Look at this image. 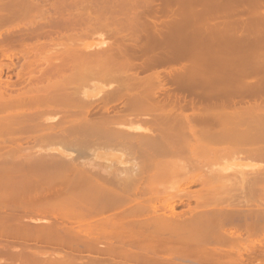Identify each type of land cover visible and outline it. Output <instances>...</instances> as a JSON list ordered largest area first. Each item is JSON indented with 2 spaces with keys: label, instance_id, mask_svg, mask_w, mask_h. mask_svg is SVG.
Returning a JSON list of instances; mask_svg holds the SVG:
<instances>
[{
  "label": "rangeland",
  "instance_id": "374dc122",
  "mask_svg": "<svg viewBox=\"0 0 264 264\" xmlns=\"http://www.w3.org/2000/svg\"><path fill=\"white\" fill-rule=\"evenodd\" d=\"M43 1L48 3L47 6L49 14L37 13L26 17V19H24L25 17L23 16H3L4 18L0 16V101L2 102L4 100L2 103L0 102V264H63L66 262L65 259H80L86 260L87 262L95 260L93 263L87 264H122L123 262H125L123 264H148L147 262L145 263L142 261L138 263V261L135 260V257L132 258L131 256H127L128 253L126 251L129 252V249H124V251L126 250V254L125 252L117 251L123 250L119 248H125V246L130 245L127 248L135 247L134 251L140 252L145 249L144 247L148 248V246H150L147 245L140 248L141 245L144 244L139 243V247H136L133 244L135 241L133 242L131 240L133 243H129V238L127 241L124 240V238L127 239V235H125L127 232L124 233V231H130L131 229H134L140 233L143 232L142 234H147L150 232V234H147V236H151L152 234L153 236L151 237L156 238L157 241H155V239H151L153 241H150V238H146V240L150 242H158L161 245H170L173 242H179V244H183L184 242L180 241L185 239H181V237L184 236L181 235V237H178L180 239V241H178L175 238H177L179 233L172 234V232H178L179 230L188 228H203L204 226L209 227L208 229H210L211 226L215 228L213 226L214 222H216L215 225H221V223L224 222V216L222 219L223 222L218 221V223H220L217 224V220L221 218L219 217L220 215L215 217L214 215L212 216L210 214H206L211 213L214 209L210 210L209 208L205 210L201 208H190V206L193 207L200 203H197L196 199L200 196H203V193L205 194V179L210 176L208 183L210 184L213 191L209 194L212 196L213 200L211 201L214 203L218 202V198L223 200V204L220 203L222 206L226 202L233 203L231 202V199H234L232 200L234 201V204L237 203L239 199V202H241L243 195L240 194L242 197H239V193L236 191H238L237 188H239V183L242 180L238 175L235 174L234 170L236 171V169H240L241 166L256 167V165L264 163V152L258 155L255 153H241L238 151L237 153H232L229 156L227 155L229 154L228 152L224 154L225 156L222 155L219 157L216 155L215 159L217 160L213 159L210 160L212 161L210 162L209 160H197L195 156L192 158L189 150L203 148L209 149V147L219 150H231V148L239 150H255L264 148V120L258 118L261 116L260 113L252 115L253 119L245 121L246 125L243 123V121L240 122V125L236 120V122L233 121L235 119L234 115H236V113L234 114V111L237 109V106L239 107L240 105H245L248 103V101L251 102L252 98L246 96L231 98L230 93L228 92V89L231 86L228 84V81L230 79L235 80L237 78L238 72L235 70L237 73H232L233 69H235L234 64L236 61H238L237 58L239 59L238 62H244L243 66H246L245 61H243L245 58H243V53L246 50H252L255 48L253 47V36L257 30L261 29L262 25L260 24V21L262 18H264V10H260V12L263 13L262 15L261 13L251 16L241 15V17H237L239 15H236V18L240 19L246 18L249 20H257L259 24H256V26L247 31H235V33L230 32L227 34L228 37H226L227 35H221V38L219 37L220 40L218 37H215L217 34L214 32H211L213 36L205 35L210 33L207 31L201 32L202 30H197L189 26L188 27L192 29L193 32L197 30L200 31L201 34L197 33V31L190 33L192 31H188V28L184 29V31L183 28L186 26L179 29L183 30L184 32L181 31L180 33V31L177 30L179 32L177 33L175 30L177 34L173 29H171V31L176 34H173L171 38L169 37L170 34H167L169 29H166L167 31H165V29H159L161 31L160 34L156 33L159 30L154 31V29H152V31L156 33L154 34V32H152L151 34H153V36H149V33L147 32L148 36L152 38V40H150L151 46H153L152 48L155 50H176L175 52L172 51L173 53L182 50V52H184L185 55L189 57H184V59L181 58L173 62L169 61L168 63L163 62L157 65L154 64L151 67L148 66L149 68L145 67L147 69L139 67L142 68L140 70L137 66L136 71H138V73H135L136 71H134V69L128 70L127 72L130 74L133 73L132 75H134V77L136 74H138L137 77H135L138 78V76H148L149 72L153 74V71H159L158 73L165 74L167 72H173V70H176L177 68L181 69L184 66H196L198 67L197 69H199L198 72L203 74L200 75L196 71L197 74L195 73L191 76L192 78H189L191 83L187 81L188 79H185L183 82H188L189 86L187 87H189V89H192L190 88V84L197 83V87L194 85V91L195 88L200 89V96L198 95L199 93L197 91L196 94L193 91L188 92V88L186 90L184 88L186 86L183 84H178L180 86L182 85L179 87L176 83H180L182 81H175L173 79L176 84L175 87V84L171 80V76H168L171 79H168V77L166 78L167 83H165V86L170 87V89H165H167L169 93H171L170 90L175 91V88H181L180 93L184 91V93L182 92L183 94L173 91L175 94L177 93L180 95L178 98L177 96L179 95H175V101L173 97L161 95L166 94V90L163 91L165 93H162V90H160L161 93L159 92V96L157 95L155 100L160 98L161 102L163 99H165L167 100V104L165 106H158L156 109L157 111H154L153 105L148 106L143 104V106H141L142 104H140V106L134 107L135 109L133 107H127L124 104H121L125 99L124 97L122 99H117L118 101L113 100L114 102L112 101L110 103L112 109L109 108L108 114L110 116L112 114L114 117L108 119L109 116H107L105 119L102 117L106 116L105 113L108 111L102 112V107L105 104L109 105V103L104 100L103 97L96 95H103V93L107 92V88L105 89L106 86L109 90H111L112 88H110V86L114 88L124 84L123 82L120 83L121 79H119V76H114L117 75V72L120 71V69L121 73L118 74L122 76V79L123 77L127 76L126 74H128L124 73L125 75H122L123 69L120 68L119 65L116 66V63L118 64L119 62H115V64L111 63L112 61H118V53H108L107 51L112 52V50L108 49L105 51L108 55H113L111 56L112 59L105 57L107 55L105 51L102 55L103 57H101L104 58L103 60L105 61H110V63L115 66L114 69L118 67V70L115 69L116 71H113L111 68L112 72L115 73L110 71L108 72V68L107 71H104L105 69L102 67L103 64L100 62H98V64L100 63V67L103 68L104 72L99 70L101 68H94L98 65L96 66L91 63L89 66L92 65V68H94L93 70H91V67L88 69L86 67L88 65L86 64V66L82 68L83 70L81 67H77L78 71H80L78 72L76 70L77 68L72 66L73 64L71 62L70 65H68L69 63L66 64L68 66L65 64L60 66L61 57L58 53H60L59 51L62 49V46H65V42L67 43V41H63L64 44L62 45L60 40L65 34H82L84 35V38L81 37V39L79 38L76 42L79 44L87 43L90 44V46L94 45L95 43V45L92 47L88 45L87 48L90 50L91 48L92 50H99L104 46L111 47L110 49L114 50H121L124 48L122 46L127 45L126 42L122 43L124 45L119 43L121 47L116 46L118 43L116 44L115 42L111 44L110 42L114 40H118V42H120L119 39L111 40L110 32L112 33L113 37H115V33L112 32V29L109 30L110 32H106V34L109 33L108 36L101 35L106 29H97L102 33L97 34L95 31L97 35L94 34L95 32H92L93 34H87L86 37V34L84 33L91 32L86 30H91L95 25V22H92V17L90 20L88 19L89 16H86L85 21H82L81 23L62 25L58 15H53L54 11L49 6L51 0H42V2ZM152 1L155 3L158 2L157 4L161 2V0ZM175 1L178 2L179 0ZM180 1L186 2L184 3L186 5L189 3L188 6H190L192 3L195 6V4L202 2V0ZM209 1L214 0L207 1L208 7L212 3H208ZM203 2H205V0ZM197 5L196 7L191 5L192 7H189V10L185 9V6L181 7L182 10L186 11H182L183 13L180 15L184 18L185 16L183 15L186 14L187 16L184 18L185 20H201L200 18H202L203 15H201L202 12L199 14V10L202 8H200V6L197 7ZM176 8L177 7L174 9ZM67 10H75V6L68 8ZM179 10L181 11V9ZM198 14L201 16L198 17ZM203 14L205 13L203 12ZM121 15L123 14H120L118 17L121 18ZM126 15L128 14L126 13L123 15L124 18L119 19L122 21V23H124V26H121L123 28H119V33L123 32L124 34H129L126 30L128 28L133 29V26L130 27L127 25H132L130 24L131 22L133 25L135 24L133 21L129 20L128 17L130 16ZM160 15L158 16L161 18L155 16V19L157 17V22H159L158 19L162 21V19L165 17L164 15ZM196 15L198 17L197 19L191 18ZM108 16L109 15H107V17ZM231 16L230 18L233 17ZM128 21H130V23ZM116 23V26L111 24L110 28H115L117 26L119 27V24H121L119 21ZM134 26L135 30L140 29V31L135 33L142 32L141 39L144 40V35L147 37V33L144 31L148 29L140 28L136 25ZM177 27L173 28L176 29ZM115 29L118 30V28ZM162 30H164V32ZM171 31L170 33H172ZM191 34H193V36H191ZM119 36L123 35H118L117 37ZM129 36L126 35L123 37H127V39L129 37L127 41L132 43L131 40H134L131 39V36L133 37L132 32L129 34ZM174 36L177 37L172 39ZM136 37H139V35ZM147 38H145V41H149ZM51 39L53 42H51ZM99 39H102L104 43L100 42L102 40L97 41ZM107 39L108 41H106ZM223 39L224 41L226 40V44L224 43L222 45L223 42L221 41H223ZM139 40L140 39H138V41ZM105 41L108 43V46ZM214 41H217V43L220 42L219 46L221 44L222 46L220 47L222 48L217 46L218 44L215 45ZM143 42L140 44L138 42L137 45H135V43H137L135 42L132 45H135L134 47L139 45L140 47L141 44H144ZM95 46H97L96 48L99 49H96ZM148 46L151 47L150 45ZM137 49L139 48L137 47ZM90 50L86 51L89 53ZM53 52H56L57 54L54 55ZM239 53L243 54H240L242 58H240L241 56L239 57ZM114 56H116L117 59L115 58L114 60ZM192 58L194 60H192ZM240 59L243 60L241 61ZM219 63H221L220 67ZM223 63L227 67L225 70L224 68L226 67L223 65ZM217 64L219 67L218 71L221 73L215 71L218 68L216 67ZM58 65L60 68H58ZM64 65L67 67V69L66 67H63ZM83 65L84 64L80 66ZM241 66L242 65L237 64L236 62V67ZM53 67H57L58 69L55 71L52 69ZM108 67L110 66L108 65ZM204 67H206L208 71L206 70L203 72V69L202 71L200 70V68ZM209 67H216V69L212 71L213 68L211 70ZM241 68H237V70L241 71ZM69 69H72L74 72H76L72 73ZM176 72L177 71H175V73ZM208 72L212 73L214 76L217 74V77H210ZM95 73L102 74L97 76ZM233 74L236 77L234 76L232 79L230 78V75L233 76ZM203 75L204 77H201ZM220 75H222L221 79L219 78ZM223 76H225V79ZM116 77L118 78L115 79ZM61 78L66 80H62ZM125 79L123 80L126 83L127 80ZM198 79H201V82ZM203 79H205L204 81L209 82H204ZM196 80L199 82H196ZM222 80L227 83L225 84L224 82L223 84ZM234 80L231 82V84L234 83ZM227 84L229 86L228 89ZM207 85L209 87L212 85V87H210L212 89H209ZM173 87L175 88L171 89ZM203 89L204 91H212L213 95L211 96L212 93L208 92L211 96L209 98V94L207 95L206 92L203 93ZM216 90L217 94L214 95V91ZM219 91H221V93L218 94ZM202 93L203 97H201ZM106 94L107 93H105V95ZM217 95L224 96L225 98L221 99V97ZM94 96L96 99L93 98ZM204 96L209 99L205 98ZM216 96L218 99H214ZM70 98L74 99L72 100L74 105L78 104V106L76 105L77 107L83 106L84 109L81 107V112H78L76 110V106L72 105L73 107H71L66 105V102L71 103L69 100ZM255 98L259 101L264 100V97L257 96ZM254 99H252V101H254ZM11 100H15L14 102L20 101L19 104H17L20 106L15 104L12 105V107L9 106V101ZM21 100L27 102H24V105L22 106ZM29 100H34L36 104ZM53 100L57 101L54 102ZM127 100H129L128 97ZM6 101L8 103H5ZM221 101H224V103ZM28 102H32L31 105L28 104ZM53 103L54 105L57 104L58 107L62 106L60 108L61 110H59L57 106H54ZM144 106L146 110H149L147 113L145 112L146 110H144ZM149 107H151V109ZM66 108H69L71 113H67L68 110H66ZM114 108L120 109L118 111H122V116L126 117L121 118L122 120L119 119V112H117ZM159 108L165 112H158ZM32 109L36 110L34 111ZM133 109V113H127ZM23 110L26 111V113H24ZM43 110H49V112H44ZM51 110L52 112L55 110L56 111L55 113H52L50 112ZM62 110L64 113H59L62 112ZM72 110H74L73 113ZM22 111L23 113H21ZM37 111L39 113H37ZM110 111H116L117 113L115 115ZM101 112L105 115H103ZM100 115L101 117L99 119L101 120L98 119V116ZM115 116L118 117L117 120L121 121H113L115 120ZM262 116H264V113ZM85 117H87L88 120L90 119L89 122ZM132 117L136 122L139 123L138 125L137 123H133L132 126L129 124L131 122H135L133 119L130 120ZM198 118H203L204 121L196 120ZM125 119L129 122L125 123ZM137 119L139 121H137ZM234 123L238 124L239 126H235ZM241 123H243V130H241ZM220 124L223 125L220 127L215 126ZM250 124L252 128L251 126L249 127ZM127 125L130 126L129 128L132 127L131 130L123 128ZM146 125L148 127H146ZM233 125L235 128L238 126L240 131H238V128H236V130ZM253 127H255L256 130H254ZM137 128L140 130H137ZM133 129L136 130L133 131ZM125 131H131L133 133L135 132V134H138L139 132H141V134L147 133L146 135H148L149 141L145 140V142H147L144 144L124 145V141H127L123 139L124 134L121 135V133H127ZM132 141L135 142V140ZM129 142L132 143L131 141ZM149 149H155L159 151H147ZM229 169L234 173H231ZM190 179L192 181H189ZM221 183H224L226 187L224 184L220 185ZM233 195L234 197L238 196V199L234 198ZM169 197H174L169 203H174L178 216L181 218L182 216L188 217L189 215L190 218H186L188 220L190 219L189 222L186 220L179 224L172 223L173 225H170L169 223L162 222L161 219H159L161 217L156 216L157 214L162 215L163 217L164 215L165 217L169 215L167 214L169 210H167V207L162 206V200H160L167 198L169 199ZM247 197L249 199L247 198L248 200L245 201V197H243V201L251 203V208L257 207V204L264 205V193H254L251 194L250 197L247 195ZM221 199L220 202H222ZM229 199L230 201L228 202ZM224 200H226V202ZM244 202H241V204L239 203V205L244 204ZM154 203L161 205L159 209L155 210L145 207L146 204L152 205ZM218 203H216V205ZM248 205L250 206V204ZM242 207L240 208L242 209ZM244 208L245 207H243L242 210H245ZM162 212H165L166 214ZM214 213L215 212L213 211L212 214ZM233 220L234 222H230L231 225L228 223L229 221H225V224L223 223L225 225L224 229L227 227L226 230H238L240 225L237 226V224L239 222L242 224L246 219L241 216ZM247 220L248 222L249 220L252 222L254 221L255 223L252 225H255L256 221L257 223L262 224L263 221L264 225L263 215L259 216L258 214L256 217L251 216V219L247 218ZM235 222L237 224H235ZM244 224L245 223H243V225ZM224 225H221V228ZM234 225H236V227ZM252 225H248L249 228L253 227ZM248 226L247 229H249ZM98 227H100V229ZM93 228H97L99 231ZM45 229L50 230L48 231ZM252 229L253 228H251V230ZM102 230L104 232H102ZM22 231H24L26 236L28 232H32V235L29 234L28 237L24 238L25 235L20 234H23ZM9 232H12L13 234L7 235ZM121 232L126 237H124ZM17 233H19V235H14ZM247 233L242 232L244 237H247L251 234ZM256 233V236H258V232ZM35 234L38 235L36 236ZM42 234L48 235V238H45L46 236ZM117 234L122 235L124 240L123 244V240L121 241V239L118 237L119 235ZM185 234L189 235V233ZM253 236L255 237V235H252L251 238H247L249 240L248 242H252ZM259 236L253 239V241L257 240L258 238L260 239ZM261 236L262 243H256V247L253 251L250 249L244 251V256H247L249 259H243L239 264H241L243 261H245L244 263L246 264H248L247 262H249V264H264V233H261ZM169 237H172V239L174 238L175 240L168 241ZM189 237L185 239L187 243V239L190 240L189 242H192L191 240H193L194 243L200 241L198 239L194 241L195 239L193 236L190 238ZM198 238L200 239V236H198ZM86 241H88L87 243L90 244V247H87L89 245L86 244ZM154 244L156 243H153L150 246V248H153L151 249L153 251ZM176 244L179 245L178 243ZM188 244L190 245V243ZM99 245L103 247H100ZM104 246L106 248H104ZM136 248H140V250H136ZM147 250H143L142 253L146 254ZM155 250L158 249L155 248ZM160 251H162V247L159 252L155 251V255L151 256L150 259H159L160 261L176 260L187 264L193 263L192 261L195 262L199 260L193 256H170L167 254V252ZM252 254H254V256H250ZM59 259L63 260V263L58 262ZM130 259L132 261H130ZM118 260L121 262H118ZM26 261L29 262L26 263ZM100 261L102 262L99 263Z\"/></svg>",
  "mask_w": 264,
  "mask_h": 264
},
{
  "label": "bare ground",
  "instance_id": "6f19581e",
  "mask_svg": "<svg viewBox=\"0 0 264 264\" xmlns=\"http://www.w3.org/2000/svg\"><path fill=\"white\" fill-rule=\"evenodd\" d=\"M174 1H172V0H161V2L159 4H157L158 2L155 3L152 0H51L49 6L54 11L53 12V15H58V17H59L62 25H67V24H72V23H81L82 21H85L86 16H89L88 19L91 20V17H92L93 18L92 19V22L94 21L96 26L94 24H92V25L95 26V28H94V26L92 28L93 31H92V29L91 30L90 29L89 30L88 29L86 30V31H91L90 33L89 32L88 33H86V32L84 33V34H86V37H87V34H93L92 32H95V31L97 32V34L102 33V32L99 31L101 29L102 30L103 29H106L107 30V31L105 30V32L102 33L101 35H104V36L107 35L108 36L109 33L106 34V32H110L109 30L112 29L113 30L112 32L115 33V35H114L115 37H113L112 33L110 32V35H111L110 38H111V40L119 39L120 42H118V40L117 41L114 40V41H111V42L109 41V42L111 44L114 43V42L116 44L118 43L116 46H120L119 43L122 44V43H125L126 42V44H127L125 46H122L124 48L121 49V50L110 49L111 47H106V46H104L105 44L103 45L104 46L103 48L101 47V49L96 48L97 46H95V48L96 49H99V50H92V48L90 50L89 48H87L88 45L90 46V44L81 43L82 44L81 45V44H79V43L76 42V41H78L79 38L80 39H81V37L84 38V35H82V34L81 35L80 34L79 35L65 34L63 37H61V40L60 41L62 42V45L64 44L63 41H67V43L65 42V46H62V49L61 50L58 49V50H60L59 51L60 53H58V54H60V57H61V64H60V66L63 65V64L66 65L68 63H69L68 65H70V62H71L73 64L72 66H75L76 68L77 67H81V69L83 67H85L86 64H87L88 66H86V67L89 69V67H91V68L93 67L92 65L89 66V64L91 63V64H94L96 66L98 65L97 67H94V68H101V69H99L100 71H103V68L102 67H104V69H105L104 71H107L109 69L108 72L109 71L112 72L111 68L113 69V71L118 70V67L115 68L116 70L114 69L115 66H113V64H115V62H119L118 64L116 63V66L119 65V67L123 69V71H122L123 74L122 75H125L126 73H128L127 72L128 70H131V69L133 70L134 69V71H136L137 66H138V68L139 67H142L144 69H147V68H149L148 66L151 67L154 64L157 65V64L163 63V62L164 63L165 62L168 63L169 61L173 62V61L179 60L181 58L184 59V57H189V56L185 55V53L182 52V50L181 51L179 50L180 52L178 51L176 53H173L176 50H172V49L166 50L165 49L164 51L163 50L162 51H159L157 49L155 50L154 48H152L153 46H151V41H150V40H152V38L149 37V36H153V34H151V33L154 32V31H156V30L158 31L159 29H165V31H167L169 29L167 31V34H170L169 37L171 38V36H173V34L176 35L177 33H179L177 30H179V29L183 28L184 26H186V27L183 28V30L186 29V28H188V31L189 30L192 31L190 33H194L197 30H202L201 32L207 31V32L210 33V34H205V35H212L211 32H214L215 34H217V36H215V34L213 33L214 36L215 37H218V39H219V37L221 35L226 36L230 32H232V33L234 32L235 33V31L236 32H238V31L239 32L240 31H247V30L251 29L252 27L256 26V24H259V22L257 20H249V19H246V18H241L240 19V18H236V15H239L237 17H241V15H248V16L257 15V14H260V13L262 15L263 13L260 12V10L261 11L264 10V0H214V1H209L208 2V3L212 2L211 5H209V7L207 6L208 5L207 4V1L208 0L207 1L205 0V2H203L204 0H202L201 3L199 2L200 4L197 3L199 5L195 4V6H194L193 3L190 4V6H188L189 3H187L188 5H186V4H184L186 2H183V1H180V0L178 2H176V1L174 2ZM47 5H48V3H45L44 1L42 2V0H0V16L2 18H4L3 16H5V17L6 16L7 17L8 16H18V17H22L23 16V17H25L24 19H26V17H29V16H31L33 14H37V13L49 14V10H48V6ZM191 5L194 6V7H196V5H197V7L200 6V8H202V9L199 8L200 10H203V11H200L199 10V14H201V12H202L201 15H203L202 18H200L201 20L197 19L198 17L201 16L199 14H198V17H197V15L194 16V17H191V18H196L197 19V20H193V21L192 20H189V19L188 20H185L184 18L187 16L186 14L183 15V16H185L184 18L181 16L182 13L186 11V10H182L181 7L185 6L186 7L185 9H188L189 7H192ZM73 6H75V10H67L68 8H71ZM175 7H177L178 8V11L181 12V13H179L177 11V8L174 9ZM179 9H181V11ZM203 12L205 14H203ZM126 13L128 14L126 16H130V17H128L129 20H131V21H133L135 23L134 25H136L137 27H140V28H146V29H148V30H145L144 32H146V33L148 32L149 33V36H148V33L147 34L144 33V34H146V36L149 37V38L145 37V35H144V38H143L144 40H142L141 39V33L142 32L135 33V32L140 31V29L139 30H137V29L135 30V26L133 25L132 22L130 23V21H128V22L130 24H132V25H127V26H130V27L133 26V29L134 30L128 28L126 31L129 34H131V32H132L133 37H135V38H133L131 36V39H134L133 41L130 39L132 43H130V42L127 41L129 39V37H130L129 34H126V33L124 34L123 32L119 33L120 32L119 31V28H123L121 26H124L123 25L124 23H122V21H120L119 19L124 18L123 15H125ZM120 14H123V15H121L122 17L120 16L121 18L118 17ZM160 14L161 15H164L165 17L162 19V21H160L158 19L159 22H157L156 21L157 17L158 18H161V17L158 16ZM107 15H109V16L107 17ZM155 16H157L156 19H155ZM230 16L232 18H230ZM131 17H133V18H131ZM118 21H119V23H121V24H119V27L118 26L115 27V28H118V30L115 29L114 27H111L110 28V25L111 24H114V26H116L115 24H117L116 22H118ZM125 24H127V23H125ZM176 24L178 25V27H177ZM260 24L262 25L261 26V29L260 30H257V32L255 33V35L253 36V38H254L253 47H255V48H253L252 50H246L243 53L244 55L241 54V53L238 54L239 57L241 55H243V58L245 57L244 60L243 59H240V60L241 61L242 60L245 61L246 66H243L244 65V62L243 63L242 62H238L239 59L237 58L238 61H236V60L235 61L237 62V64L242 65L243 67L242 66L241 67L244 68V69H242L241 67H236V62H235V64H234L235 65L234 66L235 69H233L232 73L235 72V70H236L238 72V73L235 72V74L237 73V78L234 80L233 78H234L235 75L234 74H233V76L230 75V78H232L234 80V83L233 84H231V82L233 80H231V79H230L231 81L229 79H228L229 81L227 80L229 82L228 84L231 85L230 88H229V86L227 84V86H228L227 89L229 88L228 89V92L230 93L231 98L240 97V96L241 97H244V96L251 97L252 99H254L257 96L264 97V18L261 19ZM180 25H181V27H180ZM188 26L191 27V28L197 29V30L193 32V30L190 29ZM173 27H177V28L174 29ZM97 29H99V30H97ZM152 29H154V31H152ZM171 29H173L175 33L177 31V33L175 34L174 32H172ZM129 30L130 31L132 30V31L130 32ZM183 30H179L180 33ZM117 31H118V33H117ZM149 31H151V32H149ZM162 31L164 32V30H162ZM170 31L172 33H170ZM96 32L94 33L95 35H97ZM207 32H204V33H207ZM156 33L160 34L161 31L159 30ZM156 33L154 32V34H156ZM197 33L201 34L200 31H197ZM118 35H123V36L128 35L129 37L127 39V37L119 36L120 37L119 38V37H117ZM137 35H139V37H136ZM98 36H100V35H98ZM177 36H174L172 39H175V37H177ZM191 36H193V34H191ZM155 37H156V35H155ZM226 37H228V35ZM145 38L149 39V41L148 40L145 41ZM135 39H136V41H135ZM138 39H140L141 41L140 40L138 41ZM100 40H102V39H99L97 41H100ZM106 41H108V39ZM106 41H105V43H107ZM225 41H224V39H223V41H221V42H223L222 45L224 43L226 44ZM51 42H53L52 39H51ZM100 42H103V40L100 41ZM135 42H137V43H135ZM138 42H139V44L141 42H143L144 44L143 45L141 44L140 47H139V45L136 46V47H134L135 45L138 44ZM145 42H146V44L150 45L151 47H149L148 45H146ZM133 43H135V45H132ZM214 43H215V45L218 44L217 46H219V43L220 42L217 43V41H214ZM45 45H47V44H45ZM94 45H95V43H94ZM94 45H91L90 47H92ZM122 45H124V44H122ZM222 45L220 44V46H222ZM107 46H108V43H107ZM137 47L139 49H137ZM150 48H152V49H150ZM220 48H222V47H220ZM108 49L109 50H112V52L107 51L108 53H115V54L118 53V56H119L118 61L117 60L116 61H112L111 63H113V64H111L110 61H105V60H103L104 58H101V57H103L102 55L104 54V51L105 50H108ZM86 50H90L91 52L89 51V53H88V51H86ZM149 50H153V51H149ZM53 51H57V50H53ZM107 52H106V54H107ZM119 52H121V53H119ZM53 53H54V55L57 54L56 52H53ZM145 54L146 55L148 54V55L146 56ZM111 56H113V55H108L107 54L105 57L106 58H109V59H112ZM115 58L117 59L116 56H114L113 59L115 60ZM240 58H242V56ZM99 59H101V60H99ZM192 60H194V59L192 58ZM94 61H96V62H94ZM92 62H94V63H92ZM98 62H100L101 64H103V66L100 67L101 65H100V63L98 64ZM74 63L77 64V65H75ZM81 63L84 64V65L83 66H80V65H82ZM108 63H110V64H108ZM65 65L63 67L68 66V65H66V66ZM108 65L110 67H108ZM223 65H224V63H223ZM111 66H113V67H111ZM220 66H221V63H219V67ZM237 66H239V65H237ZM75 67H74V69H75ZM145 67H147V68H145ZM216 67H218V64H217ZM216 67H214V68L212 67L213 70H212V68H210V67L209 68L212 71H214V69H216ZM219 67L215 71H218L219 70ZM58 68H60L59 65H58ZM94 68H92L91 70H93ZM142 68H139V69L141 70ZM197 68L198 67H196V66H189V67H185L184 66L181 69L177 68L176 70H173V72H170L171 74L169 72H167V73L164 72L165 74H160V73H158L159 71L158 72L156 71L157 73L153 71L152 72L153 74H151L149 72L148 73L149 74L148 76H146V75H145V77L144 76H141L143 78H141L140 76H138L139 79L138 78H135V77H137L138 74H136V76L134 77V75H132L133 73L132 74L128 73V74H126L127 75L126 77H123V79L126 78L125 79V80H127L126 83L121 78L122 76L118 74V73H121L120 72L121 69H120V71L117 72V75H114V76H119V79L123 80V81L120 80V83L123 82L124 84H121V85H119V87H114V88L112 86H110V88H112L111 90H109L108 87L106 86L105 89L107 88L106 91L107 90L108 91L105 92V93H107V94L105 95V93H103V95H105V96H103L101 94H97L96 96L99 95V96L103 97L104 100H106L109 103V105L108 104H105V103H102V104H105L102 107V112L108 111L109 108L112 109L110 103L113 100L114 101H118L117 99H122L124 97L126 99V102H125V99H124L123 100V103H121V104H124L127 107L129 106V107H133L134 108L136 106H140V104H142L141 106H143V104L148 105V106L153 105L154 106L153 109L155 111L158 108V106H160V105H164L165 106L167 104V100H165V99H163L161 101L162 103L160 102V100H161L160 98H158L159 100L157 99L158 101L155 100L156 96L157 95L159 96L160 90H162V93H165V92H163L165 90L168 93V94L166 93V94H161V95H165V96L168 95V97H173L174 98V101L176 100L175 99L176 98L175 95H179L177 93L178 92L180 93V89H181V88H179V89L177 88L176 89L175 88L176 87V84L177 85L178 84H183L184 86H186V87H184L186 90L188 88V92L193 91L196 94V91H197L199 93L198 95L200 96V92H201L200 89L195 88V91H194V85L196 86L197 83L196 84L195 83L190 84V86H191L190 88H192L193 90L192 89H189V87H187V86H189L188 82H190V79L189 78H192L191 76L194 75L196 73V71H197V73H199L198 72L199 69H197ZM204 68H206V67H204ZM204 68H200V70L202 71V69H203V72L206 71L207 68L206 69H204ZM237 68L238 69L241 68V71L240 70H237ZM66 69H67V67H66ZM225 69H227V67L224 68V70ZM69 70H71L70 72H72V73H75L76 72V71L74 72L72 69H69ZM76 70L78 71V68ZM96 70H98V69H96ZM166 70H168V69H166ZM175 71H177V72L175 73ZM78 72H80V71H78ZM112 73H115V72H112ZM135 73H138V71H136ZM212 73H209L210 74L209 75L210 77L211 76H214V75H212ZM219 73H221V72H219ZM95 74L98 76V75H101L102 73H100V74L95 73ZM201 74H203V73H201ZM204 74H206V73H204ZM216 75L214 76V78L217 77ZM129 76H131V77H129ZM168 76H171L172 79L170 77H168ZM167 77H168V79H171L174 84H175V81H177V80L182 81L180 83L177 82L175 84V87L171 88V89H174L175 88V91L174 90L173 91L174 92H177L176 94L173 91H171V90H170L171 93L168 92L167 89L168 88L170 89V87L165 86V83H167L166 82V80H167L166 78ZM201 77H204V75L201 76ZM221 77H222V75H220L219 78L221 79ZM224 77L225 76H223V78ZM117 78L118 77H116L115 79H117ZM185 79L186 80L188 79L187 80L188 82L185 81V83H184L183 81ZM62 80H66V79H62ZM198 80H196V82ZM204 80L205 79H203V81ZM115 82H114V84H115ZM204 82H209V81H204ZM216 82H218V81H216ZM219 82H221V81H219ZM224 82L225 81H223L222 83L224 84ZM226 83L227 82H225V84ZM205 85H203V86H205ZM114 86H118V85H114ZM178 86L181 87L182 85L181 86L178 85ZM224 86H226V85H224ZM207 87H209V86L207 85ZM210 87H212V85ZM210 87H209V89H212ZM165 88H167V89H165ZM196 89H198V90H196ZM217 89H218V87H217ZM199 90H200V92H199ZM207 90H208V88H207ZM207 90L204 91V89H203V93L206 92L207 95L209 93H212V91L209 92ZM182 92L184 93V91H182ZM214 92H215L214 95H216L217 94L216 93L217 90L214 91ZM203 93H202V96L201 97H203ZM219 93H221V91H219L218 94ZM212 95H213V93L211 94V96ZM221 95H217V96H220L221 99L222 98H225L224 96H221ZM211 96L209 94L208 97L210 98ZM217 96L214 99H218ZM127 97H128L129 100H127ZM160 97H162V96H160ZM178 97H180V95L177 96V98ZM93 98L96 99L95 96ZM98 98H100V97H98ZM205 98H207V97H205ZM209 98H207V99H209ZM252 99H251V102H249V101H248V103L245 102L246 103L245 105L243 104L242 106L241 105L239 107L237 106V109L234 111V114L236 113V115H234L235 119L233 120V117H232V120L234 122L237 121V123H239V125H240V122L243 121V123L245 124L246 123L245 121H248V120L253 119V116L252 115H255L257 113H260L261 114V116L258 117V118L261 119V120H264V116H262V114L264 113V100L259 101V100H256V98H255L254 101H252ZM69 100L72 103L73 102L72 100H74V99H71L70 98ZM85 100H86V98H85ZM89 100H92V99H89ZM7 101L5 103H8ZM11 101H9V103H10L9 106H11V107H12V105H14V104L17 105L20 102V101L19 102H17V101L14 102L15 100L14 101L11 100ZM29 101H32L33 103H35L34 100H29ZM53 101L56 102L57 100H53ZM21 102H22V106H23L24 105L23 103L24 102L26 103L27 101H22L21 100ZM36 102H38V101H36ZM47 102H49V101H47ZM47 102H45V103H47ZM231 102H229V103H231ZM31 103L28 102V104H30V105H31ZM42 103H44V102H42ZM66 103H67L66 105L71 106V107H73L72 105H74V103H72V104L69 103V102H66ZM100 103H101V101H100ZM222 103H224V101ZM82 104H85V103H82ZM3 105H1V106H3ZM53 105H54V103H53ZM53 105H52V107H53ZM76 105L78 106V104H76ZM76 105H74V106H76ZM79 105H81V104H79ZM87 105H90V104H87ZM17 106H20V105H17ZM54 106H57L58 107L57 104L54 105ZM77 106H76V110L78 112H81V109L80 108L81 107L83 108V106H80V107H77ZM61 107H58V109L61 110L60 109ZM65 107H67V106H65ZM85 108H87V107H85ZM115 108H117V107H115ZM144 108H145V106H144ZM149 108L151 109V107H149ZM149 108H147V109H149ZM90 109H92V108H90ZM134 109L131 110V111H128L127 113H133L132 111H134ZM32 110H34V109H32ZM52 110L50 112H52ZM66 110H68L67 113L70 112L69 111V108H66ZM115 110L117 112H119L118 110H120V109H115ZM122 110H124V109H122ZM144 110H146V108ZM158 110H159L158 112H165V111L161 110V108H159ZM23 111L21 113H23ZM55 111H53V112L55 113ZM73 111L74 110H72V113H73ZM88 111H89V109H88ZM94 111H95V109H94ZM113 111H110V112H113ZM116 111L113 112L115 115L117 113ZM148 111L149 110H146L145 112L147 113ZM44 112H49V110L44 111ZM24 113H26V111H24ZM37 113H39V112L37 111ZM59 113H64V112L62 110V112H59ZM108 113H109V111L107 113H105L106 116H103L102 118H105L106 119L107 116H109L108 119L109 118L111 119V118L114 117L112 114L110 116ZM105 114H103V115H105ZM118 116H120L119 119H121L123 117H126V116H122V111L119 112ZM87 117H85V118L87 119ZM100 117H101V115L98 116V119ZM88 118H90V117H88ZM117 119H118V117L115 116V120H113V119L112 120L113 121H121L122 120V119L121 120H117ZM132 119H133V117L130 118V120H132ZM135 119H136V117H135ZM89 120H88V122H89ZM94 120H95V118H94ZM99 120H101V119H99ZM196 120H200V121L203 120L204 121L203 118H198ZM124 121H126V119ZM137 121H139V120L137 119ZM106 122H112V121H106ZM128 122L129 121H126L125 123H128ZM133 123H135V124L137 123V125L139 124L136 121L135 122H131L129 124L132 126ZM243 123H241V128H242L241 130L244 129V127L242 126ZM120 124H122V123H120ZM124 125H126V124H124ZM221 125H223V124L215 125V126L216 127L217 126L220 127ZM234 125L236 126L238 124L234 123ZM235 126H234V128H235ZM238 126L236 128L239 129ZM250 126H251V124L249 125V127ZM129 127L130 126L127 125V126H125L123 128H126L127 130L128 129L131 130L132 127L131 128H129ZM142 127H143V125H142ZM146 127H148V126L146 125ZM251 128H252V126H251ZM246 129H247V127H246ZM253 129L256 130L255 127H253ZM135 130L136 129H133V131H135ZM137 130H140V129L137 128ZM238 131H240V129ZM125 132H127V133H124V132L121 133V135L124 134L123 135V139H125L127 141V142L124 141V145L144 144V143L147 142V141L145 142V140H148L149 141V137H148V135H146L147 133L146 134H141V132H139L138 134H135V132L133 133L131 131H125ZM128 133H130L132 135V137ZM132 140H135V142L132 141ZM129 141H131L132 143H130ZM209 142H212V141H209ZM147 151L153 152V151H159V150L149 149ZM161 151H163V150H161ZM238 151L241 152V153H255V154H258L259 155V154H262L264 152V148L255 149V150L254 149H252V150L251 149L250 150H244V149L243 150H239V149H232V148H231V150H228V149L227 150H223V149L222 150H219V149H216V148L209 147V149H207V148H203V149H190L189 150V153L192 155V158L195 156V158L197 160H200V161H203V160L208 161L209 160L210 161V160L215 159L216 158L215 157L216 155L220 157V156H222V155H224V154H226V153L229 152V154H227L229 156L230 154L237 153ZM215 160H217V159H215ZM210 162H212V161H210ZM241 167H242V169H241ZM241 167L238 170L236 168H234V169H236V171L234 170L235 174L238 175L241 178V180H242L239 183V188H237L238 191H236L237 193H239V197L240 196L242 197V195H243V197H245V201H246V200L249 199L247 197V195L250 197V195L251 194H254V193H256V194H263L264 193V188H263V186H264V163H260V164L256 165V167H247V166H245V167L241 166ZM209 171H211V170H209ZM229 171H231V170L229 169ZM234 172L231 171V173H234ZM209 177L207 179H205V187H206L205 188V194L203 193V196H200L197 199L195 198L197 200V203L198 202H200V203L196 204L193 207L190 206V208L191 209L192 208L193 209H196V208L199 209V208H201V209H205V210L206 209H209V208H210V210L211 209H214V210H212V212L213 211L215 212L214 214H212V212L211 213H206V214H210L212 216L214 215L215 217L217 215L218 216L220 215L219 217H221V218H219V220H217V224L220 223V222L218 223V221H222L223 216H224V219L225 220L223 219L224 222L223 221L222 222L224 224H225V221L226 222L229 221L228 223L234 222L233 219H236L237 217H241L242 216L243 218L246 219L243 222V223H245L244 225H243V223L241 224L239 222L240 224L239 223L237 224L235 222V224H237V226L240 225L239 226L240 229L238 227V230L237 229L226 230L227 227H226V229H224L225 225L223 223H221V225H224V226H222V228H221V225L220 224L219 225H215L216 222H214V225L212 224L215 228L217 227L216 229L213 228L212 226H211L210 229H208L209 227H207V226H206L207 228L204 226L203 228H197V229H193V228L182 229V230H179L178 232H172V234L173 233H177V234L179 233L178 236H177V238H175V239H177L178 241H180V239L178 237H181V235H184V236L181 237V239H184V238L186 239L189 236L190 237L193 236V238L195 239L194 241H196V239H198L200 241H197V242L194 243L193 240H191L192 242H189L190 240L187 239L188 240V243H190V245H189L187 243V241L184 239L185 241L184 240L180 241V242H184L183 244L182 243L179 244V242H173V243H171L172 245L175 244L174 246H172L171 244H170L171 245L170 246V245H165V244H162L161 245L158 242H150V241H153L154 239H155V241H157L156 238L151 237V236H153L152 234H151V236H149V235L147 236V234H150V232L147 233V234H142L143 232L140 233L139 231H136L134 229H131L130 231L129 230L124 231V233L127 232L125 234V235H127V239L124 238V240L127 241L128 238H129L130 239V240H128L129 243H133L135 241L133 244L136 247H139V245H138L139 243L140 244L141 243L144 244V245H141L140 248H142L143 246H147V245H150L151 246L153 243H156V244L153 245L154 246V251L151 250L153 248H150V246H148V248L147 247H144L145 249H143V250H145V251L147 249L148 250H147L146 254H143L142 253L143 252L142 249H141L142 251L139 252V251H134L135 247H133V248H127L130 245L125 246V248H119V249H123V250H117V251L125 252L126 250L129 249L130 250L129 252L126 251L128 253L127 256H129V257L131 256L132 258L135 257V260L138 261V263H140L142 261V262H145V263L147 262L148 264L149 263H151V264H187V263L180 262V261H176V260H169V261L163 260V261H160L159 259H150L151 256H154L155 255L154 254L155 251H158L159 252V250H161V247H162V251H160V252H163V251L164 252H167V254L170 255V256L180 255V256H193V257H196L199 260L198 261H195V262L192 261L194 264H239L241 262V260H243V259H245V260L246 259H249V258H247V256H244L243 252L244 251H247L248 249H250L251 251H253L254 248L256 247L255 246L256 243H258V244L262 243L261 237L263 235L261 236V233L262 234L264 233V230H263L264 229V225H263V221H262V224H261V223H257L256 220H255L256 221V224L255 225H252L255 222L254 221L252 222L251 220H249V222H248L247 218H250L251 219V216H255L256 217V216H258V214H259V216H261V215L264 216V205L263 204L262 205L257 204L258 205V206L256 205L257 207L251 208V203L244 202L243 201V199H244L243 197L241 198L242 199L241 202H244V204H242V205H243V207H245L244 208L245 210H242L243 209L242 205H239V203L241 204V202H239L240 199L235 204H234V201H232L234 199H231V202H233V203H227L226 200H224L226 202V203H224L225 206L224 205L222 206L223 200L221 198H218L217 199V201L219 203L218 202H215L214 203L213 201H211V200H213V198L209 194V193H211L213 191V189L211 188L210 184L208 183ZM189 181H192V180L190 179ZM223 184L224 183H221L220 185H223ZM224 186H225V184H224ZM240 194H242V195H240ZM234 195H233V197H234ZM237 197L238 196H235L234 198L238 199ZM172 198H174V197H169V199L168 198L167 199H160V200H162V203H161L162 206L163 207H167V210H169L168 213H167L169 215H167L165 217L164 214H166V213L165 212H162V213H164L163 214L164 217L162 215H159V214H157L156 216L157 217H161L159 219H161L162 222L169 223L170 225L172 223L173 224H179L182 221L188 220L186 218H190L189 215H188L189 213L186 214V215H188V217H185L184 216L185 219H184L183 216L181 218L178 216V213H176V209H175L174 203L173 204H170L169 203ZM220 199L222 200V202H220ZM236 199H235V202H236ZM229 201H230V199L228 200V202ZM216 203H218V204L216 205ZM220 203H222V204L220 205ZM248 204H250V206ZM160 206L161 205L158 204V203L157 204L154 203L152 205H148V204L145 205V207H149V208L155 209V210L159 209ZM239 206L242 207V209ZM158 213H161V212H158ZM176 216H178V217H176ZM172 218H174V219H172ZM238 219H240V218H238ZM189 221H190V219L188 220V222ZM250 221H251V223H250ZM230 225H231V223H230ZM248 225H252L253 227H251V228H253V229L251 230V228H249ZM228 226H229V224H228ZM234 226L236 227V225H234ZM247 226H248V228L250 230L247 229ZM262 226H263V228H262ZM259 227H260V229H259ZM98 228L100 229V227H98ZM93 229H97V228H93ZM99 229H97V230L99 231ZM45 230H48L49 231L50 229H45ZM97 230H94V231H97ZM40 231H43V230H40ZM104 231H105V229H104ZM104 231L102 230V232H104ZM244 231H246V232H244ZM22 232H23V234L22 233H20V234L21 235H25L24 234V231H22ZM242 232L243 233H247L248 232L247 234L251 233L249 235L250 237L249 236H247V237L245 236L244 237L243 234H242ZM256 232H258V234L260 235V236L258 235L260 237V239L258 238L257 240H254L253 241V239H255L256 237H258V236H256V234H257ZM45 233H47V232H45ZM180 233H184V234H180ZM185 233H187V234L189 233V235H186ZM9 234L12 235L13 233L12 232H9L7 235H9ZM29 234L32 235V232L31 233L28 232L27 236L25 235L24 238L25 237H28ZM192 234H195V235L197 234V235L195 236V235H192ZM14 235H19V233L14 234ZM35 235L37 236L38 234H35ZM42 235H45V234H42ZM117 235H119V234H117ZM117 235H115V236H117ZM122 235L124 236L123 233H122ZM122 235L120 234L118 236L119 239H121V241L123 240ZM252 235H255V237L253 236V239H252V242L253 243L251 241L248 242L249 241L248 239L251 238ZM45 236H46L45 238H48L47 237L48 235H45ZM198 236H200V239L198 238ZM124 237H126V236H124ZM201 237H203V238H201ZM146 238H150L149 239L150 241L146 240ZM193 238H191V239H193ZM84 239H85V237H84ZM151 239H153V240H151ZM175 239L174 238L172 239V237H169L168 238V241L175 240ZM124 240L122 241V244H123ZM131 240L133 242H131ZM87 242L88 241H86V244H88ZM176 243H178L179 245H183V246H179ZM246 243L247 244L249 243V244L247 245ZM133 244H131V245H133ZM157 244H159V245H157ZM167 244H169V243H167ZM88 245L89 246H87V247H90V244H88ZM99 246L100 247H103L101 245H99ZM96 247H98V246H96ZM104 248H106V247L104 246ZM140 248H138V249L140 250ZM155 248L158 249V250H155ZM124 249H126V250L124 251ZM132 249H133V251H132ZM138 249L136 248V250H138ZM126 252H125V254H126ZM250 256H254V254H252ZM25 260H27V259H25ZM31 260H29V261H31ZM119 260H118V262H121ZM29 261H26V263H28ZM48 261H49V259H48ZM65 261L66 262H64V263L62 262V263L63 264H87V263H93V261H95V260H92L90 262H87L86 260H80V259H65ZM97 261H99V260H97ZM115 261H116V259H115ZM130 261H132V260L130 259ZM101 262L102 261H100L99 263H101ZM244 262L245 261H243L241 264H243ZM123 263H125V262H123ZM135 263H137V262H135ZM193 263H190V264H193ZM247 263L249 264V262H247ZM244 264H246V263H244Z\"/></svg>",
  "mask_w": 264,
  "mask_h": 264
},
{
  "label": "crops",
  "instance_id": "0c3cea01",
  "mask_svg": "<svg viewBox=\"0 0 264 264\" xmlns=\"http://www.w3.org/2000/svg\"><path fill=\"white\" fill-rule=\"evenodd\" d=\"M52 69L56 71L58 68H57V67H53ZM62 261H63V260L59 259L58 262H62Z\"/></svg>",
  "mask_w": 264,
  "mask_h": 264
}]
</instances>
